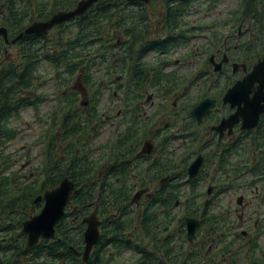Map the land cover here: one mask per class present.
<instances>
[{"label": "flooded vegetation", "instance_id": "obj_1", "mask_svg": "<svg viewBox=\"0 0 264 264\" xmlns=\"http://www.w3.org/2000/svg\"><path fill=\"white\" fill-rule=\"evenodd\" d=\"M81 1L24 0L19 5L23 7L21 13L28 15L29 24L34 18L33 12L38 10L39 5L44 4L57 10L61 8L53 14L55 15L73 10ZM170 1L135 2L136 5H147L149 8L148 18L136 29V35L139 37V41L134 43L136 55L138 57L139 53L143 54L142 64L151 65L146 62H152L151 69L154 68L157 73L160 67L166 78L161 79L159 74L158 77L154 75L148 77L146 84L150 86L152 94L147 100L149 99L151 104L158 102L156 100L159 90L170 91L173 87L175 92L183 90L174 101H168L166 98L158 103V108L164 103L168 105L163 113L167 121L156 132L163 135V141L168 138L163 154L166 158L160 160L158 157L162 155L160 151L164 149L163 147L160 150L156 149L155 145L153 147L141 144L143 134L137 141L139 146L131 144L122 147L124 151L136 153L129 155L121 152L120 158L125 159L121 165L127 169V173L117 180L120 189H126L128 186L131 205L126 204L122 210L120 208L116 217L137 216L135 222L137 224L141 222L145 208L147 210V221L151 229L145 246L149 258L144 259L140 252H135L141 243L140 239L136 242L129 241L137 239L134 236V233L139 231V228L135 229L136 224L125 234L129 239L125 238L122 241V236L115 235L113 242L106 243L107 232L112 228L104 225L106 218L102 214L99 217L95 213L100 221L99 241L102 239V243L99 252L102 255V264H224L228 261L229 264H264V255L256 257L253 253L254 256H251V251L259 246V242L252 244L238 242L243 245L244 252L240 248L236 251L234 237L229 236L224 242L213 227L206 233L201 229L203 217H214L215 222L219 223L221 217L227 215L222 207H219L222 197L232 193L236 188L246 187L247 193L239 192L237 206L244 208L254 203L255 209L251 215L257 219L253 230L264 231V86L257 81H253L252 84L248 82L247 87H243L235 97L227 98L229 91L238 83L250 81L255 67L264 59V0L177 1L172 6L180 7L178 10L180 17L171 19L176 23L174 25L169 22L165 8ZM0 6L4 10L5 3H1ZM158 8L159 14H156ZM38 15L20 35L31 24L48 21L53 16L39 20ZM59 26L48 35H24L21 39L25 36H49ZM19 36L10 39L8 32V44L4 37L0 36V39L4 40L3 50L6 54L9 50L18 53ZM145 37L147 42L140 40ZM13 40L16 42L13 43ZM182 46L187 48V53L182 57L181 63L184 67L181 69L191 70L186 75L173 68L179 66L172 59V55ZM150 55H154L156 61L148 58ZM116 79L123 88L122 75ZM138 99L132 102L137 110L143 112L139 116V119H142L145 101ZM206 102L210 103L209 112L199 121L192 115V111ZM158 112L154 114L156 119L161 118ZM102 117L107 121L113 119L107 113H103ZM123 117L122 112L115 118L122 119L120 125L125 129L127 123L123 121ZM157 121L155 120V123ZM112 122V125L116 123ZM142 123L143 121L140 123L141 127ZM153 139L154 137L149 141ZM144 149L149 153L140 154ZM177 150L180 155H177ZM184 152L186 155H183ZM197 160L200 161V166L196 176L191 179L188 169ZM139 162H145L143 167L147 173L145 179L138 175ZM157 166H163L165 171L158 172ZM108 168L107 166L102 168V179L107 175L105 172ZM165 173L169 174L162 177ZM253 185L256 186L254 189L251 188ZM199 186L202 187L201 191H197ZM103 187L102 182L101 190ZM203 187H207V190H203ZM140 191L141 198L138 202H133L134 196ZM252 194H257L256 198L247 200V195ZM124 195L125 193L118 195L120 200ZM39 204L44 205V200ZM74 211L72 199L58 224L64 218L74 217ZM187 219L199 222L192 240L188 236ZM74 222L75 219H72L71 223ZM81 224L84 242L86 225L83 221ZM56 227L53 239L40 240L38 244L43 241H54L57 238ZM76 228L78 227L71 225L68 230L73 231ZM21 233L26 235L23 232V224ZM1 235L2 232L0 237ZM250 246L253 248L247 251ZM69 249L74 254H79L73 246ZM84 252L85 243L81 252V258L85 262ZM126 253H130L132 257L128 261H121Z\"/></svg>", "mask_w": 264, "mask_h": 264}, {"label": "trees", "instance_id": "obj_2", "mask_svg": "<svg viewBox=\"0 0 264 264\" xmlns=\"http://www.w3.org/2000/svg\"><path fill=\"white\" fill-rule=\"evenodd\" d=\"M177 1L185 0H171L165 7L169 22L173 25L176 23L171 19L180 17V7L172 6ZM3 2L5 8L2 10L0 6V28L8 30L10 39L19 36L36 19L37 14L39 20H45L61 9L39 5L38 10L33 12L34 18L28 24V15L21 13L23 7L19 5L24 0H0V4ZM136 4L128 0L99 1L85 15L59 26L49 36H25L19 40V51L13 59H10V50L8 55L3 50L5 43L0 39V264H102V255L99 252L102 239L87 263L81 258L84 249L81 224L83 219L93 213L99 217L102 214L106 218L104 225L112 228L107 232L106 243L113 242L115 235L122 236L123 241L127 238V231H131L136 224L137 216L116 217L120 208L122 210L126 204L131 205L128 186L120 189L117 183L127 173V169L121 165L125 159L120 158V155L121 152L134 155L136 151L127 152L122 147L131 144L139 146L137 141L144 134L139 119L141 112L132 102L140 98V86L151 75L158 77L159 74L161 79L166 80L160 67L157 73L154 68L151 69L152 63L142 64L143 54L139 53L138 57L136 55L134 43L139 41L136 29L145 22L149 14L147 5ZM140 40L147 42L146 37ZM43 65L49 67V76L45 82L52 81L59 89L72 88L80 82L78 77H81L87 92L91 94L95 87L98 90L91 94L95 100L88 101L91 106L83 108L77 106L79 93L75 87L64 93L58 113L54 115H60L62 123L56 135L48 134L46 164L41 178L23 183L14 175H8L11 163L13 164L8 148L18 136L11 123L13 119L20 117L23 109L37 108L46 99L45 95L36 92L38 80L41 78L38 74ZM103 66L105 69H102ZM102 71L106 79L101 78L99 84L94 74ZM118 73L123 80L126 79L123 88L121 84L116 87L117 94L121 92L119 97L126 106L123 121L127 123V127L115 137L109 157L108 151H105L94 160L96 150L90 145L102 131V124L106 126L109 123L102 117L100 99L103 91L109 89L111 81L117 84L116 77H113ZM114 96L112 93L110 100ZM139 163L138 175L145 179V162ZM108 164L111 165L102 179L101 170ZM124 165L127 166L126 163ZM156 170L162 173L165 171L163 166H157ZM64 177H68L76 186L77 193L73 198L74 217L64 218L57 225V238L54 241H43L28 247L27 236L21 233L23 222L41 211L43 205L34 204L37 197L47 190L55 189ZM122 193L125 195L120 200L118 195ZM72 219H75L74 223H71ZM205 220H208L210 228L213 226L220 231L223 229V223H216L214 217H203L201 225H204ZM71 225L78 228L68 230ZM136 228H139L134 233L137 239L129 241L136 242L140 239L141 243L135 252H140L144 259L149 258L145 242L151 225L147 221L146 208ZM260 235L261 232L258 237ZM222 241L225 242L224 237ZM70 246L79 254H74L69 249Z\"/></svg>", "mask_w": 264, "mask_h": 264}, {"label": "rangeland", "instance_id": "obj_3", "mask_svg": "<svg viewBox=\"0 0 264 264\" xmlns=\"http://www.w3.org/2000/svg\"><path fill=\"white\" fill-rule=\"evenodd\" d=\"M156 11V14H159V8ZM192 18H194V16ZM186 51L187 48L182 46L178 48L172 55V59L176 61V65L179 66L178 68H176L177 66H173V68L178 69L179 73L182 75H186L189 71L191 72V70L184 71L181 69L182 67H184L182 66L183 63H181V60L182 57L187 53ZM9 55L10 59H13L15 50H10ZM148 58H152L153 60H155L154 55H150ZM48 68L49 67L46 65L41 66L40 73L38 74V76L41 78L38 80V88L36 90L37 93L45 95L46 99L44 100V102L41 103L37 108L29 107L23 109L21 111L20 117L13 119L11 123L12 127H14L18 132V136L13 142H11V145L8 148V153L13 160V164L11 163L8 175H14V177L19 178L23 183H30L34 179L41 178V172L44 171L43 169L46 164L45 155L48 150V134L56 135L58 132V127L60 130V125L62 123V119L60 120V115H54L58 113L61 101H63L64 93H66L68 90L72 91L75 87L79 93V102L77 103V106L83 108L91 106V104L89 105L88 101H95L91 94L98 90V87H95L91 94L87 92L88 89L83 82L84 79L81 77H78V80L80 82L75 84L72 88L59 89L54 82H45L47 77L49 76ZM102 69H105V66H103ZM119 75L120 74L118 73L113 78L115 79V77L117 78V76ZM94 78L98 79V82L100 84L101 78L106 79L104 71H102V73H95ZM125 81L126 79L124 80V82ZM118 83L120 82H117V84H115L111 81L109 89L107 88L103 91L100 99V110H102V113L111 115L113 118L112 121L116 123L112 125V121H108L109 123L107 124L103 122L106 124V126L102 124V131H100L99 136L95 141H92L90 145V147L96 150L93 156L94 160H96L97 157L101 155V153H105V151H108L107 157H109L112 148L111 145L113 144L112 142H114L115 140V135L120 134L121 131H123V126L120 125L122 119L115 118L122 112L124 114L126 107L122 99L119 97V94L121 92L119 91V93L114 96L113 100H110L112 99L110 97L111 94H115V92H118L116 87ZM146 83L147 80L143 83V85L140 86V98L138 99V101H145L143 104L144 115L141 119V121H143L142 130L144 132V138L141 140V144L144 146L155 145V148H159L160 150L163 147L164 149L160 151L162 155L158 156L161 160L162 158H166V156H163V154L165 152V144L168 138L163 141V135H161L160 133L156 134V132L157 130L161 129L164 123L167 121V117L164 116L163 113L167 110L168 105L164 103L158 108V103L165 100L166 98L168 101H174L175 98L179 97V95L183 93V90L175 92V90H173L174 87L171 88L170 91L169 89L159 90L158 98L156 100L158 102H156L155 104H151L150 100H147V98L152 94V91L150 86H148ZM142 90H144V92ZM192 94H194V92H192ZM155 112H158V116H161V118L156 119V117L154 116ZM141 114H143L142 111ZM57 117L59 118L57 119ZM155 120L158 121L155 123ZM171 120L175 122V120ZM46 135L48 136V138H45ZM153 137L154 139L151 140L152 142L149 141V139ZM177 155H180L178 150ZM183 155H186V153L184 152ZM110 165L111 164H108L106 166L109 167ZM143 167H145V165ZM168 174L169 173H165L162 177H166ZM252 187L254 189L256 186L253 185L251 186V188ZM201 189L202 187L199 186L197 188V191H201ZM205 189L207 190V187H203V190ZM245 190L246 187L236 188L232 193H229L227 196L222 197L219 207H222L223 212L227 213V215H223L220 219V221L223 223V229L220 231L217 227H211H213V229L217 231L221 237H224L225 240H227L229 236L234 237L236 239H234L236 241V251H238V249L240 248V250L244 252L243 245L238 242L243 241L249 242L250 244L256 241L259 242V246L252 250L251 253L256 254V257H261V255H264V231L262 230L261 235L258 237L259 232H257V230H253V228H255V220L257 219L251 215L255 209L254 203L246 205L244 208H240L239 206H237V197L239 196V192L241 191L242 194L247 193ZM187 192H190L189 188ZM256 195L257 194L247 195V200L255 199ZM204 218L208 219L209 217L207 216ZM207 221L208 220H205L204 225H201L203 233L212 230ZM243 232H247V234H243ZM252 248V246L248 247L247 251L251 250ZM243 256L244 254L242 253L241 257ZM131 257L132 255L130 253H126L122 256L123 259H121V261H128ZM224 264H229V261Z\"/></svg>", "mask_w": 264, "mask_h": 264}, {"label": "water", "instance_id": "obj_4", "mask_svg": "<svg viewBox=\"0 0 264 264\" xmlns=\"http://www.w3.org/2000/svg\"><path fill=\"white\" fill-rule=\"evenodd\" d=\"M102 0H82L78 3L77 7L71 11L59 12L52 16L51 19L45 22H35L31 24L23 34H21L17 40H20L24 35H48L56 26L67 23L73 19L82 17L85 15L91 7ZM131 2H143L149 3L151 0H128ZM0 36L4 37L5 42L8 44V31L6 28H0ZM16 40H13L15 43ZM262 76V78L260 76ZM257 77V78H253ZM253 81H257L264 86V59L258 66L255 67L254 72L251 75L250 81L238 83L233 89H231L227 95V98L235 97L240 93L243 87H247L248 82L252 84ZM262 86V88H263ZM261 91V90H260ZM210 103L206 102L192 111V115L199 121L203 116L209 112ZM207 107V108H206ZM149 151L145 149L140 154H146ZM200 161L194 162L188 169L190 178H194L198 172ZM77 190L75 184L69 179L64 178L60 185L52 190H47L43 195L37 197L34 204L40 203L44 200V206L41 212L32 216L23 223V232L28 236L29 247L37 245L40 240H51L55 237V227L65 214L66 207L70 204L73 197L76 195ZM142 196V191L136 193L133 198V202H138ZM83 224L86 225L84 233L85 252L83 254L85 262L88 261L93 248L97 245L100 239V221L98 216L93 213L89 217L83 220ZM199 222L193 219H187L188 236L192 240Z\"/></svg>", "mask_w": 264, "mask_h": 264}]
</instances>
